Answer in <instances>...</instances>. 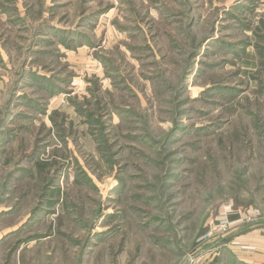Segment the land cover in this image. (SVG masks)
I'll return each mask as SVG.
<instances>
[{
    "label": "rangeland",
    "instance_id": "rangeland-1",
    "mask_svg": "<svg viewBox=\"0 0 264 264\" xmlns=\"http://www.w3.org/2000/svg\"><path fill=\"white\" fill-rule=\"evenodd\" d=\"M260 219L264 0H0V264H264Z\"/></svg>",
    "mask_w": 264,
    "mask_h": 264
},
{
    "label": "crops",
    "instance_id": "crops-1",
    "mask_svg": "<svg viewBox=\"0 0 264 264\" xmlns=\"http://www.w3.org/2000/svg\"><path fill=\"white\" fill-rule=\"evenodd\" d=\"M231 244L232 246H246L244 249L252 254L253 261L264 263V219H260L258 225H255L249 232L241 233Z\"/></svg>",
    "mask_w": 264,
    "mask_h": 264
},
{
    "label": "built area",
    "instance_id": "built-area-1",
    "mask_svg": "<svg viewBox=\"0 0 264 264\" xmlns=\"http://www.w3.org/2000/svg\"><path fill=\"white\" fill-rule=\"evenodd\" d=\"M225 223H227V222H225ZM227 225V224H226ZM225 227V225L223 224L222 226H221V228H224Z\"/></svg>",
    "mask_w": 264,
    "mask_h": 264
}]
</instances>
